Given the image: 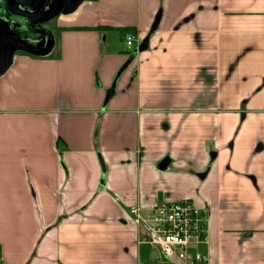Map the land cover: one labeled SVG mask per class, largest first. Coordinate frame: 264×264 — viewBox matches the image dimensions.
I'll return each instance as SVG.
<instances>
[{
    "label": "crops",
    "instance_id": "obj_1",
    "mask_svg": "<svg viewBox=\"0 0 264 264\" xmlns=\"http://www.w3.org/2000/svg\"><path fill=\"white\" fill-rule=\"evenodd\" d=\"M42 24L0 74V264H183L130 214L183 200L201 264H264V0H82Z\"/></svg>",
    "mask_w": 264,
    "mask_h": 264
},
{
    "label": "built area",
    "instance_id": "obj_2",
    "mask_svg": "<svg viewBox=\"0 0 264 264\" xmlns=\"http://www.w3.org/2000/svg\"><path fill=\"white\" fill-rule=\"evenodd\" d=\"M132 38L131 34L124 35L127 48H131ZM130 214L141 234V241L157 247L166 261L201 264L205 259L198 252H190V247L206 242L200 210L191 202H164L146 213L133 207Z\"/></svg>",
    "mask_w": 264,
    "mask_h": 264
},
{
    "label": "flooded vegetation",
    "instance_id": "obj_3",
    "mask_svg": "<svg viewBox=\"0 0 264 264\" xmlns=\"http://www.w3.org/2000/svg\"><path fill=\"white\" fill-rule=\"evenodd\" d=\"M73 1L74 0H67L68 4H72ZM48 2L45 4H48ZM58 3H61V1ZM0 4H9V9L13 13L11 14L7 11L6 5L0 7V15H2V18H0V49L2 53L0 66H2L12 54L17 51H23V48H28L24 41L27 40L29 35L40 32L43 24L40 25V30L35 28L31 29L27 27L28 22L24 17L27 18V16H29L28 12H36L35 9L44 4V0H7V2L1 0ZM12 4L17 5L14 7ZM41 16V14H35L32 18L37 19Z\"/></svg>",
    "mask_w": 264,
    "mask_h": 264
},
{
    "label": "water",
    "instance_id": "obj_4",
    "mask_svg": "<svg viewBox=\"0 0 264 264\" xmlns=\"http://www.w3.org/2000/svg\"><path fill=\"white\" fill-rule=\"evenodd\" d=\"M1 1V0H0ZM7 2V0H5ZM49 1V2H48ZM59 1H61V3H58ZM82 0H74L72 2V4H68L67 0H44V4H42L40 7H38L36 10V12H28L29 16L24 17L25 20L28 22L27 27L29 28H35L40 30V25L42 23H45L55 17H57L58 15H60L61 13H66L69 11H72ZM48 4H45L47 3ZM58 3V4H55ZM2 5H6V9L9 13L13 14L12 11L9 9V4H0V7ZM14 7H16L17 4H12ZM65 5V6H64ZM64 6V7H63ZM27 7V5H26ZM30 8H32L31 6H29ZM35 14H41L42 16L40 18L34 19L32 18V16H34ZM31 16V17H30ZM27 46V44H25ZM39 46V45H37ZM35 46V48L37 47ZM25 52H30V53H39L38 51H35V49L32 48H23L22 49ZM1 49H0V58H1ZM13 54L8 58V60L5 62L4 65L0 66V74H2L7 66L9 65L11 58H12Z\"/></svg>",
    "mask_w": 264,
    "mask_h": 264
},
{
    "label": "rangeland",
    "instance_id": "obj_5",
    "mask_svg": "<svg viewBox=\"0 0 264 264\" xmlns=\"http://www.w3.org/2000/svg\"><path fill=\"white\" fill-rule=\"evenodd\" d=\"M33 34H34L36 37H37V36H41V37H42V34H41L40 32H39V33H33ZM34 35L31 34V35H29V37H28V36H27V37H28V38H32V39L34 40V39H36V37H35ZM147 248H148L150 251L154 252V253H158V249H157V247H155V246H152V245H151V246H148ZM160 259L163 260L164 258L161 257ZM164 260H165V259H164Z\"/></svg>",
    "mask_w": 264,
    "mask_h": 264
}]
</instances>
